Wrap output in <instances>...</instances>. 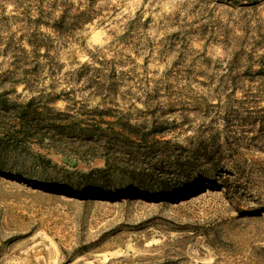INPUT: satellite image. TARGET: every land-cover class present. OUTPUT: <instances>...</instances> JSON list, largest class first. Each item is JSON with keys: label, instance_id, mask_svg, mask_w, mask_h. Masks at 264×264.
Returning a JSON list of instances; mask_svg holds the SVG:
<instances>
[{"label": "rangeland", "instance_id": "1", "mask_svg": "<svg viewBox=\"0 0 264 264\" xmlns=\"http://www.w3.org/2000/svg\"><path fill=\"white\" fill-rule=\"evenodd\" d=\"M28 101L63 135L0 142V264H264V0H0V127Z\"/></svg>", "mask_w": 264, "mask_h": 264}, {"label": "trees", "instance_id": "2", "mask_svg": "<svg viewBox=\"0 0 264 264\" xmlns=\"http://www.w3.org/2000/svg\"><path fill=\"white\" fill-rule=\"evenodd\" d=\"M31 105L32 102L28 101L23 108L21 107L19 109V111L16 110L14 119L12 120V123H10L12 125L0 127V142L3 144V146H1L3 149L7 148L12 151H19L18 146L23 145L28 147L27 149H21V152H24V150L26 151L29 149L30 145L36 144L40 146L45 140L54 142L56 135H63V133L58 130L59 125L54 123L55 121L51 123V125L48 124L45 125V127H41V123H47L49 120L46 119L44 115L43 118L40 117L41 115H39L37 110L31 109ZM0 110L7 111V109L4 107V104H0ZM87 128H89L90 131L87 130L85 131L87 134H81L84 139L91 138V141H93L94 139L92 138L97 136V140L105 141L107 143L112 142L116 148L126 145H134V150L135 148L137 149V147L141 148L146 144V138L149 135L148 133H142L141 135H139L137 132L129 133V130L132 128L131 126H129V130H127L128 128L126 129V127L122 126L112 128L110 130H104L100 129V127H94L90 125L87 126ZM43 130L45 131L43 132ZM117 150L114 153H110L108 150L107 153L104 154V168L98 170L99 173H105L109 176L127 178L130 180L136 178L138 175L143 176L145 179H147L151 188L149 190L144 189L148 191L139 189L138 192L144 193L146 195L154 193H175V191H177L174 185L170 183L171 180H169V178L173 177H165L155 173L154 171L150 172V174L143 172L144 170H142V172L136 171L134 166L126 164L122 160ZM173 168V170L177 172L180 169L177 163L173 166ZM224 189L226 191L227 187ZM233 194H237V191H233Z\"/></svg>", "mask_w": 264, "mask_h": 264}]
</instances>
